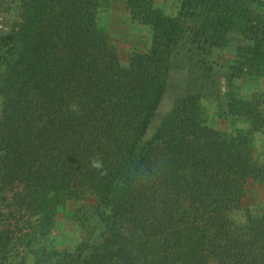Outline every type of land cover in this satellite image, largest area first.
I'll use <instances>...</instances> for the list:
<instances>
[{"label": "trees", "instance_id": "obj_1", "mask_svg": "<svg viewBox=\"0 0 264 264\" xmlns=\"http://www.w3.org/2000/svg\"><path fill=\"white\" fill-rule=\"evenodd\" d=\"M53 1L0 0L20 18L0 36V264H264V215L232 218L248 180L264 184V147L256 158L248 131L209 126L199 94L182 98L142 142L182 19L202 15V29L221 35L217 14L241 9L257 43L247 58L254 63L264 16L253 8L264 2L182 0L173 17L153 0H127L131 20L148 25L152 40L123 70L100 21L112 0ZM230 95L224 117L260 131V109ZM88 195L94 201L81 207L96 222L95 237L71 251L54 248L57 211Z\"/></svg>", "mask_w": 264, "mask_h": 264}, {"label": "rangeland", "instance_id": "obj_2", "mask_svg": "<svg viewBox=\"0 0 264 264\" xmlns=\"http://www.w3.org/2000/svg\"><path fill=\"white\" fill-rule=\"evenodd\" d=\"M181 1L153 0V3L166 15L176 17L180 11ZM63 3V0H55L50 6L57 8ZM255 8L254 11L257 10L264 16V8L261 10ZM217 17L223 26L220 30L221 35L212 33L210 28H205L207 32L202 29V15L193 19H182L183 38L174 52L167 86L142 139L143 145L156 137L182 98L199 94L200 108L209 126L232 134L248 131L255 157L259 158L262 154L264 97L261 96L264 95V47L259 59L254 60V63L247 62V58L255 53L257 43L250 34L253 29L244 19L241 9L233 7L223 10ZM19 21L17 12H8L1 8L0 36L14 29ZM100 21L109 32L112 42L118 46L123 70L129 67L130 57L134 51H146L150 48L151 28L131 20L127 0H112L110 7L101 14ZM209 34L219 37L213 42L214 39L211 40L207 36ZM243 48L248 49L247 54L243 52ZM230 93L234 94L238 102L252 103L253 108L260 109L263 113V127L260 131H250L251 125L247 120L236 123L224 117L229 114ZM93 201V196L88 195L83 197L82 201H67L59 208L50 233L54 248L71 251L82 242L95 237L96 222L89 218L83 208L86 207L84 204ZM249 212L264 215V184L252 179L247 182L242 208L233 213L232 218L238 223H243ZM34 219H37V216Z\"/></svg>", "mask_w": 264, "mask_h": 264}, {"label": "clouds", "instance_id": "obj_3", "mask_svg": "<svg viewBox=\"0 0 264 264\" xmlns=\"http://www.w3.org/2000/svg\"><path fill=\"white\" fill-rule=\"evenodd\" d=\"M91 165H92V167H94V168H98V167L100 166V165L98 164V162H96L95 160H92Z\"/></svg>", "mask_w": 264, "mask_h": 264}]
</instances>
